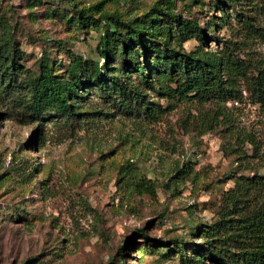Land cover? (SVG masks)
<instances>
[{
    "label": "rangeland",
    "instance_id": "374dc122",
    "mask_svg": "<svg viewBox=\"0 0 264 264\" xmlns=\"http://www.w3.org/2000/svg\"><path fill=\"white\" fill-rule=\"evenodd\" d=\"M170 1L0 0V46L9 38L22 69L35 74L47 53L63 75L73 55L100 58L101 26L82 28L78 10L102 3L130 18ZM172 1L183 19L199 22L207 48L229 46L239 59L264 63V0L228 5L231 28L209 24L224 13L216 0ZM236 12L257 30L246 33ZM245 96L227 103L232 126L205 132L195 110L178 107L149 123L95 90L78 98L85 115L76 125L35 120L0 94V264H184L173 241L185 253L201 243L197 226L218 218L232 176L262 172L253 147L264 150V106Z\"/></svg>",
    "mask_w": 264,
    "mask_h": 264
},
{
    "label": "trees",
    "instance_id": "16d2710c",
    "mask_svg": "<svg viewBox=\"0 0 264 264\" xmlns=\"http://www.w3.org/2000/svg\"><path fill=\"white\" fill-rule=\"evenodd\" d=\"M235 1L216 0L215 7L224 13L209 24L233 27L227 6L242 4ZM169 4L174 2L156 4L130 18L103 11L102 3L78 10L82 28L101 26L98 52L103 62L73 55L63 75L47 53L36 74L22 69L19 51L6 38L0 46L1 96L14 100L35 120L60 116L76 125L85 115L78 111V98L86 99L95 90L124 113L149 123L178 107L195 110L205 118V132L222 124L232 126L227 103L244 102L245 93L264 106V63L239 59L229 46L207 48L199 22L183 19ZM250 18L241 12L235 15L246 33L257 30ZM192 38L201 46L187 51L183 45ZM82 89L84 95L79 94ZM253 148L262 172L232 176L234 186L223 192L218 218L197 226L203 241L189 247L193 255L173 241L172 250L181 253L184 264H264V150ZM145 188L152 186L146 183Z\"/></svg>",
    "mask_w": 264,
    "mask_h": 264
}]
</instances>
